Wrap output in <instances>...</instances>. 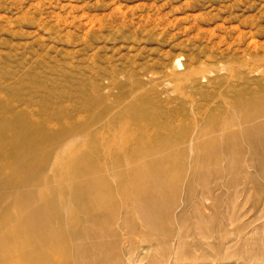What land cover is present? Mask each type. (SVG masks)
Segmentation results:
<instances>
[{"label":"rangeland","instance_id":"rangeland-1","mask_svg":"<svg viewBox=\"0 0 264 264\" xmlns=\"http://www.w3.org/2000/svg\"><path fill=\"white\" fill-rule=\"evenodd\" d=\"M250 99L264 0H0L1 264H264Z\"/></svg>","mask_w":264,"mask_h":264},{"label":"bare ground","instance_id":"bare-ground-1","mask_svg":"<svg viewBox=\"0 0 264 264\" xmlns=\"http://www.w3.org/2000/svg\"><path fill=\"white\" fill-rule=\"evenodd\" d=\"M246 104H250L253 106V110L251 111V113L244 119L243 123L240 124V129L243 128L244 126H248L251 125L250 127L242 130L241 133H231V135H233L234 137L237 135H243V137H245L250 143L251 145H253V147H255V149L260 146L261 148H263L264 150V122L261 123H256L258 121H262L264 120V103L263 101L259 100V99H253L250 101H246ZM253 123H256L255 126H252ZM94 125H91L90 127L92 128ZM215 129L213 132H209V131H205L203 128H200L198 131L193 132L189 137L186 138V140L184 141V144H188L190 146H194L196 147L197 144L200 142V140H202V138H205L206 142H212V141H223L225 140V138L227 137L225 134H223V132L225 130H227V126H225L224 124H217L214 126ZM90 132V130H89ZM216 134V137H213L212 135ZM259 134V135H258ZM204 141V142H205ZM157 154H162V151L157 149L156 151H144L141 154H139V156H137L136 158H134L133 160L129 161L128 165L131 164H136L141 162L142 160L151 157L153 155H157ZM35 163V164H34ZM34 166H39L40 163L39 162H34ZM45 172V171H43ZM13 183L14 181H10V180H6L4 181L3 177L0 175V184H4L3 187L1 188L2 190L6 188V186H8L10 183ZM10 196H14V194L9 195ZM0 227H1V223H0ZM181 232V231H180ZM180 234V233H179ZM224 234V233H223ZM223 236V235H222ZM4 242L0 241V248L1 246L4 245ZM17 264H20L19 260L16 259ZM45 263L44 264H61V262H56L53 260H49V259H44ZM0 264H1V259H0ZM43 264V263H42Z\"/></svg>","mask_w":264,"mask_h":264}]
</instances>
